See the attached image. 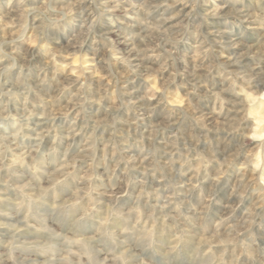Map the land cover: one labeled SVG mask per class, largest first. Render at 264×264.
<instances>
[{
    "label": "clouds",
    "instance_id": "9594fccd",
    "mask_svg": "<svg viewBox=\"0 0 264 264\" xmlns=\"http://www.w3.org/2000/svg\"><path fill=\"white\" fill-rule=\"evenodd\" d=\"M0 264H264V0H0Z\"/></svg>",
    "mask_w": 264,
    "mask_h": 264
}]
</instances>
